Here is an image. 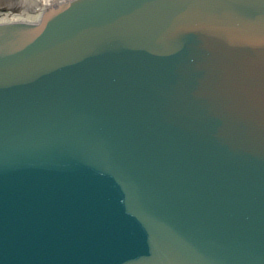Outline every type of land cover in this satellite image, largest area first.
Masks as SVG:
<instances>
[{
	"label": "water",
	"instance_id": "obj_1",
	"mask_svg": "<svg viewBox=\"0 0 264 264\" xmlns=\"http://www.w3.org/2000/svg\"><path fill=\"white\" fill-rule=\"evenodd\" d=\"M0 264H264V0L0 19Z\"/></svg>",
	"mask_w": 264,
	"mask_h": 264
},
{
	"label": "rangeland",
	"instance_id": "obj_2",
	"mask_svg": "<svg viewBox=\"0 0 264 264\" xmlns=\"http://www.w3.org/2000/svg\"><path fill=\"white\" fill-rule=\"evenodd\" d=\"M49 3L48 0H0V11L12 10L17 13L6 12L0 15L4 16H18L20 14L37 15L39 7L43 4Z\"/></svg>",
	"mask_w": 264,
	"mask_h": 264
},
{
	"label": "bare ground",
	"instance_id": "obj_3",
	"mask_svg": "<svg viewBox=\"0 0 264 264\" xmlns=\"http://www.w3.org/2000/svg\"><path fill=\"white\" fill-rule=\"evenodd\" d=\"M52 0H48V2H51ZM34 16H36V15H33V16H31V15H26V14H20V15H16V16H9V15H7V16H4L3 18H9V17H23V18H25V17H27V18H30V17H34ZM0 19H2V18H0Z\"/></svg>",
	"mask_w": 264,
	"mask_h": 264
}]
</instances>
